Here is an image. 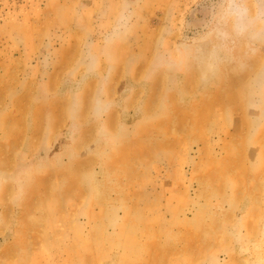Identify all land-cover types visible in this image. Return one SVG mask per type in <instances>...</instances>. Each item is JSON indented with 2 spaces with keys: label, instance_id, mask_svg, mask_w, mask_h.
Returning a JSON list of instances; mask_svg holds the SVG:
<instances>
[{
  "label": "rangeland",
  "instance_id": "obj_1",
  "mask_svg": "<svg viewBox=\"0 0 264 264\" xmlns=\"http://www.w3.org/2000/svg\"><path fill=\"white\" fill-rule=\"evenodd\" d=\"M211 4L0 0V264H264V108L247 96L264 48L240 47L208 82L190 61L156 70L180 65ZM125 5L131 32L106 47ZM89 44L100 68L73 129Z\"/></svg>",
  "mask_w": 264,
  "mask_h": 264
},
{
  "label": "clouds",
  "instance_id": "obj_2",
  "mask_svg": "<svg viewBox=\"0 0 264 264\" xmlns=\"http://www.w3.org/2000/svg\"><path fill=\"white\" fill-rule=\"evenodd\" d=\"M133 15L130 6L125 5L105 37L106 47L123 41L130 34ZM93 47L92 44L86 46L83 60L71 74H79L68 109L73 129L77 128L76 122L81 109L79 84L94 76L100 68V60ZM180 47L183 50L180 65L161 60L157 62L156 70L167 68L171 71L190 61L199 70L201 80L208 82L215 77L222 65L236 61L235 53L240 47L246 48L251 55L264 48V0H212L208 19L203 22L199 38L185 42ZM154 75L155 70L149 78ZM107 83V78H104L98 84L90 105V116L99 124L98 135L101 136L107 134L103 121L115 107L108 97ZM247 96L250 110L264 108V71L257 73L249 82ZM261 119H264V112L253 117L254 127ZM85 178L88 179L89 174H85Z\"/></svg>",
  "mask_w": 264,
  "mask_h": 264
}]
</instances>
